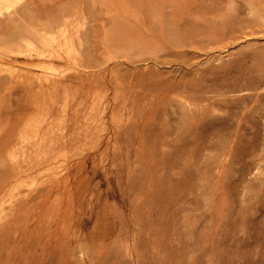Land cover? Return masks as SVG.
I'll use <instances>...</instances> for the list:
<instances>
[{
    "label": "rangeland",
    "instance_id": "374dc122",
    "mask_svg": "<svg viewBox=\"0 0 264 264\" xmlns=\"http://www.w3.org/2000/svg\"><path fill=\"white\" fill-rule=\"evenodd\" d=\"M1 1L0 73L41 86L0 94V137L19 135L0 157V264H264V0ZM26 17L48 34L19 47ZM85 157L83 194L68 166Z\"/></svg>",
    "mask_w": 264,
    "mask_h": 264
},
{
    "label": "bare ground",
    "instance_id": "6f19581e",
    "mask_svg": "<svg viewBox=\"0 0 264 264\" xmlns=\"http://www.w3.org/2000/svg\"><path fill=\"white\" fill-rule=\"evenodd\" d=\"M17 2H18V4L20 3L19 2V0H16ZM22 1V0H21ZM0 2L2 3V1L0 0ZM23 2H24V0H23ZM28 3V2H27ZM27 3L26 2H24V3H21V5H24V4H26L27 5ZM75 3H77V2H75ZM79 3H81V1L79 2ZM17 4V5H18ZM72 4H74V3H72ZM78 4V3H77ZM77 4H75V5H77ZM6 5V4H5ZM16 5V6H17ZM21 5H19L20 6V8L19 7H17L16 9H21L22 7H21ZM71 5V4H70ZM81 5V4H80ZM79 5V6H80ZM2 6V4L0 5V7ZM28 6H29V3H28ZM73 6V5H72ZM82 6H83V4H82ZM6 7H8L7 5H6ZM6 7H3V8H5L6 9ZM10 7V6H9ZM24 8H22V13H23V11L27 8H25V5L23 6ZM30 7V6H29ZM28 7V8H29ZM75 7V6H74ZM73 7V9H74V11L76 10V9H78L79 11H80V8L81 7H75L74 8ZM84 7L85 6H83V10L85 11V9H84ZM3 8L1 7L0 8V11L1 10H3ZM11 9H12V7H10ZM15 8V7H14ZM11 9H8V10H11ZM18 9V12L20 13L21 11ZM15 10V9H14ZM71 10L72 9H70V10H67L68 12L70 11V13H71ZM15 11H17V10H15ZM28 11H30V10H28L27 9V11H24V13L25 14H27L28 13ZM73 11V10H72ZM74 11L71 13V14H73L74 13ZM84 11H80L79 13H81V12H84ZM7 12V11H6ZM32 12V11H31ZM64 12V11H63ZM65 12H66V10H65ZM11 13H13L12 12V10H11ZM61 13V12H60ZM76 14H78L77 13V10H76V12H75ZM74 13V14H75ZM15 14H17V13H14V17H16V18H18L17 16H15ZM21 14V13H20ZM29 14V13H28ZM32 14H33V12H32ZM31 14V15H32ZM36 14H38V13H36ZM57 14V13H56ZM56 14H54V17H56L55 19H56V21L58 20L57 18L58 17H60V16H58V15H56ZM59 14V13H58ZM67 14H69V13H66V15ZM83 14V13H82ZM21 15H23V14H21ZM30 15V14H29ZM51 15V14H50ZM49 14H48V16L46 15H43V17L45 16V17H47V19L46 18H44V19H46L47 21H48V18L50 19L51 18V16H50ZM26 16V15H25ZM36 16H38V15H36ZM35 16V17H36ZM41 15H39V17H40ZM50 16V17H49ZM63 16V15H62ZM62 16H61V18L60 19H62ZM68 16H70V15H67V17ZM28 17H31V16H28ZM33 17V16H32ZM35 17H33V18H35ZM39 17H37L38 18V20L40 19ZM13 17L11 16V18H9V19H6L7 21H10L11 19H12ZM15 18V19H16ZM25 18V17H24ZM23 18V19H24ZM33 18H29L30 20H32ZM37 18H35L34 19V21H36L37 22ZM26 19H27V17H26ZM29 19H27V21L26 22H28L29 21ZM52 19L53 18H51L48 22L50 23V22H52ZM59 19V21L58 22H60V21H65V20H60ZM66 19V18H65ZM17 20V19H16ZM41 20H43V18L41 17V19L37 22V24H38V26H40L39 25V23H40V21ZM2 21V20H1ZM0 21V23H2ZM6 21V23H8ZM12 21H14V20H12ZM11 21V24L13 23ZM47 21H45V22H43V23H40V24H43V26H44V24L47 22ZM95 22L97 21V20H94ZM25 22V21H24ZM36 22H34L33 23V20H32V22L31 21H29L28 23H25V29H24V31H23V33H21V34H19V35H15L14 37H13V42L15 43V45L16 46H19L21 43H26V42H28V44H29V42L34 38V39H37V40H42V41H44L46 38H47V35H46V33L48 32L47 30V32L44 34V32L43 33H41L43 30L41 29V27H39L40 28V30H42V31H40L39 32V28H38V26L37 25H35V23ZM42 22V21H41ZM53 22L55 23V20H53ZM52 22V23H53ZM58 22H57V24H58ZM61 22V24L63 25L64 24V26L66 27V25H65V22L64 23H62ZM15 23V22H14ZM17 23V22H16ZM29 23H31V24H29ZM49 23L47 24V25H49ZM52 23H50V25H52ZM5 24V23H4ZM9 24V23H8ZM45 24V25H46ZM56 24V23H55ZM52 26H54V25H52ZM51 26V27H52ZM84 26V25H83ZM86 27H88L87 25H86ZM23 28V27H22ZM45 28V27H44ZM43 28V29H44ZM50 28V27H49ZM55 28V27H54ZM84 27H82V29H83ZM56 29H58V27L56 28ZM64 30H65V28H63ZM67 29V28H66ZM81 29V30H82ZM85 29V28H84ZM83 29V30H84ZM79 30V29H78ZM87 30H88V28H87ZM86 30V31H87ZM44 31H45V29H44ZM49 31H50V29H49ZM85 31V30H84ZM85 31V32H86ZM51 32V31H50ZM77 32V31H76ZM79 32V31H78ZM77 32V36H78V34H80V33H78ZM90 32V31H89ZM52 33V32H51ZM64 33H65V31H64ZM91 33V32H90ZM48 34V33H47ZM53 34V33H52ZM60 34H61V32H60ZM66 34H67V32H66ZM81 34H84V33H81ZM80 34V35H81ZM85 34H87V32L85 33ZM89 34V33H88ZM6 35V36H5ZM46 35V36H45ZM49 35L51 36V34L49 33ZM63 35V34H62ZM61 35V36H62ZM80 35H79V37H80ZM49 36V37H50ZM54 36V35H53ZM64 36H67V35H64ZM76 36V37H77ZM88 37V35H84L83 37L85 38V37ZM44 37H46V38H44ZM83 37H80V38H83ZM5 38H10V37H8V35L7 34H5V32L4 33H2V34H0V39H5ZM29 38H32V39H30V40H28ZM66 38V37H65ZM84 38H83V40H84ZM79 40V39H78ZM54 41V40H53ZM82 41V40H81ZM81 41H79L80 43H81ZM83 44H84V42H82ZM81 45V44H80ZM79 45V47H80V49H82L83 47L82 46H84V45H82V46H80ZM21 46V45H20ZM19 46V47H20ZM28 46V45H27ZM29 47V46H28ZM82 47V48H81ZM85 48V47H84ZM18 49V48H17ZM79 49V50H80ZM77 52V51H76ZM79 52V51H78ZM77 52V53H78ZM81 52V51H80ZM34 53V52H33ZM55 53V52H54ZM11 54V53H10ZM13 54V53H12ZM14 55V54H13ZM13 55H10V56H13ZM20 55L21 56H23L24 55V53L23 52H18V54H16L15 56H14V58L15 59H13V61L14 62H20L19 60H20ZM19 56V57H18ZM31 56V55H30ZM93 56V55H92ZM41 57H43V54H42V52H40V53H36V55H35V57L34 56H31L30 58H29V62H31V64L33 65V66H36V68H41L42 67V63H41V61H39L40 59H41ZM47 56H45V58H46ZM58 58V57H57ZM94 58V57H93ZM96 60H97V58H95ZM94 59V61L97 63V61H99V60H95ZM98 59H101L102 60V58L101 57H98ZM85 62H86V60H84ZM83 61V62H84ZM92 61H93V59H92ZM92 61H90L91 63H92ZM3 62V61H2ZM84 62V63H85ZM88 63H90L89 62V60L87 61ZM86 62V63H87ZM105 62V61H104ZM83 63V64H84ZM99 63H101V62H98L97 64H99ZM102 63H103V61H102ZM101 63V64H102ZM151 63V62H150ZM11 64V63H10ZM93 64V63H92ZM97 64H95V65H97ZM103 64H105V63H103ZM148 64V63H147ZM1 65V64H0ZM5 65V64H4ZM3 65V66H4ZM79 65H82V64H79ZM91 65V64H90ZM94 65V64H93ZM93 65H91V67L93 66ZM95 65H94V68H95ZM100 65V64H99ZM83 66V65H82ZM86 66H87V64H86ZM88 66H89V64H88ZM106 65H104L103 66V68L105 67ZM6 68H7V64H6V66H5ZM29 67V66H28ZM90 67V68H91ZM99 67V66H98ZM97 67V68H98ZM102 67V66H101ZM78 67H76V69L75 70H80L79 68L77 69ZM83 68V67H82ZM87 68V67H86ZM82 70V69H81ZM84 70H85V68H84ZM86 70H89V68H87ZM91 70H94V69H91ZM98 70V69H97ZM106 70V69H105ZM96 71V70H95ZM77 72V71H76ZM85 72V71H84ZM88 72H91V71H88ZM87 72V73H88ZM11 72L10 71H4V73H0V94H2V93H6V94H9V95H13L16 91H17V89H19V88H23L24 90H27V91H29V90H32V89H34L35 87H39V86H41L40 84V77L39 76H37V77H35L34 76V74L32 75V77H22L21 75H20V77L17 79L15 76H17V75H13V74H10ZM63 73V72H62ZM95 73V72H94ZM74 74V73H73ZM109 74V73H108ZM82 75H80V73H76V74H74L72 77H71V79H77V78H80ZM22 77V78H21ZM24 78V79H23ZM17 79V80H16ZM16 80V81H15ZM63 80V79H62ZM61 80V81H62ZM57 82V81H56ZM55 83V82H54ZM57 83H59V81L57 82ZM88 83V82H87ZM21 85V86H20ZM20 86V87H19ZM139 99V98H138ZM138 99H137V101H138ZM141 101V100H140ZM156 103V102H155ZM154 103V104H155ZM112 106H107V107H109L110 108V112L109 113H114V112H116L115 110L118 108H116V104L115 105H113V104H111ZM118 105V104H117ZM134 105V104H133ZM153 105V104H152ZM158 105V104H157ZM137 106V105H136ZM159 106V105H158ZM140 107V105H138V108ZM146 107H147V105H146ZM152 107V106H151ZM25 109H22V110H24L25 111V113H27V111H31L33 108H31V106H26V107H24ZM158 108V107H157ZM81 109V108H80ZM140 109V108H139ZM151 109V108H150ZM156 109V108H155ZM104 110V109H103ZM132 110H133V108H132ZM136 110H138V109H136ZM152 110V109H151ZM157 110V109H156ZM57 111V110H56ZM58 112V111H57ZM56 112V113H57ZM75 112H77V111H75ZM97 112V111H96ZM107 112V111H106ZM153 113V112H152ZM2 113L0 112V118L2 117V115H1ZM106 114V113H105ZM104 114V115H105ZM108 114V113H107ZM106 114V115H107ZM25 115V114H24ZM69 115H70V113H69ZM113 115V114H112ZM131 115H132V117H133V113H131ZM68 116V115H67ZM108 117H109V115H107ZM145 116V115H144ZM93 117V116H92ZM116 117V116H115ZM71 118V117H70ZM144 118V117H143ZM142 118V119H143ZM72 119V118H71ZM147 119V118H146ZM138 120V119H137ZM139 121V120H138ZM138 121H136V123L138 124ZM140 123H141V121H139ZM140 123H139V125H140ZM134 124V123H133ZM138 125V126H139ZM131 126V125H130ZM129 126V127H130ZM135 126V125H134ZM133 127V126H132ZM133 129V128H132ZM131 129V130H132ZM9 130V129H8ZM123 130V129H122ZM129 130H130V128H129ZM128 130V131H129ZM7 132V131H6ZM121 132V131H120ZM126 132V131H125ZM130 132H132V131H130ZM86 133H88V135L89 134H91L90 133V131L89 132H86ZM4 134V133H3ZM7 134V135H6ZM5 135H3V137H0L1 139H0V143H1V149H0V157L3 155V151H8L10 148V146L12 145V143H16L18 140H19V135H18V132L16 133V131L13 129V130H9L7 133H6ZM81 134V133H80ZM121 134V133H120ZM125 134V133H124ZM84 135V133L82 134V136ZM87 134H85L84 136L88 139L90 136H88ZM92 135H93V133H92ZM97 135H98V133H97ZM96 135V136H97ZM103 135V134H102ZM102 135H99V144H101V143H104L106 140H109L108 139V137H110L109 135L107 136H102ZM129 135H131V134H129ZM81 136V137H82ZM93 137V136H92ZM20 138H22L21 136H20ZM90 139V138H89ZM92 139V138H91ZM98 138H96V140H97ZM79 139H77V141H78ZM82 140H84V139H82ZM80 141V140H79ZM8 144H10L9 146H8ZM103 145V144H102ZM7 147L9 148V149H7ZM50 156H53V155H50ZM55 157H53V158H50L51 159V161L52 160H54L55 161V159H54ZM90 159H91V157H85L84 159H81L77 164H75V166H68V167H71V168H69V170H68V173L69 174H72V172L74 173V172H80V171H78V170H82V168L83 167H85V166H87L88 164H89V162H90ZM53 161V162H54ZM8 173V172H7ZM6 173V174H7ZM3 175H4V173H2ZM1 174V175H2ZM12 174V173H11ZM9 175V174H8ZM76 175V174H75ZM6 176V175H5ZM5 176L4 177H2L1 179L2 180H0V186H4V187H6L7 185L9 186V181H7V178L5 179ZM13 176V175H12ZM70 176V175H69ZM15 177V176H14ZM18 177V176H17ZM56 177V176H55ZM66 177H68V175L66 176ZM4 178V179H3ZM14 179V178H13ZM12 179V180H13ZM18 179H19V177H18ZM57 179V178H56ZM65 180H66V178L65 177H61L60 179H57V180H55V182H53L51 185H49L46 189H42V190H39L35 195H33L31 198L32 199H37V198H39L40 199V196L42 197V198H46V196L47 197H50V194H51V190L52 191H54L52 188H57V189H59V188H61L62 186H64L65 184H64V182H65ZM75 180V184L77 185V187L78 188H80L81 189V191L82 190H84L83 191V194H85L86 192H88L89 193V191H90V184H87L86 182H85V175H84V171H82V172H80V175H78V176H76V178L74 179ZM16 181V180H15ZM54 181V180H53ZM10 182H12L13 183V181H10ZM50 183V182H49ZM64 184V185H63ZM45 186V185H44ZM44 186H42V187H44ZM68 186V185H67ZM2 188V187H1ZM68 188V187H67ZM1 191H3V190H1ZM0 191V192H1ZM82 193V192H81ZM55 194V193H54ZM71 194V193H70ZM70 194H69V196H70ZM28 195V194H27ZM72 195V194H71ZM85 197V196H84ZM30 199V198H29ZM38 199V200H39ZM48 199V198H47ZM65 199V198H64ZM67 199V198H66ZM78 200H80V197H77L76 195H74L73 196V198H71L70 200H68V201H70L69 202V204H73V203H75L76 201H78ZM25 201H27V200H25ZM40 201V200H39ZM47 201V200H46ZM68 201H66V202H68ZM34 202V201H33ZM27 204V203H26ZM37 204V203H36ZM40 206V205H39ZM60 206L63 208L65 205H64V203H62V204H60ZM60 207V208H61ZM68 207V206H67ZM64 209H66V208H63V210ZM68 209V208H67ZM64 210L63 212H66V211H68V210ZM66 214V213H65ZM103 219V218H102ZM57 220V219H56ZM59 220H61V219H58V221ZM73 220H74V218H73ZM77 220V219H76ZM107 220V219H106ZM8 222V221H7ZM61 222V221H60ZM74 222V221H73ZM65 223H66V221H65ZM72 223V222H71ZM96 223V222H95ZM94 223V224H95ZM40 225H42V224H40ZM39 225V226H40ZM44 225H45V223H44ZM44 225H42V227L44 226ZM58 225H60L59 223H58ZM9 226V227H8ZM8 226L4 229L3 228V231L4 232H2V234L1 235H5V237H6V235L8 236V234H10V223L8 224ZM41 227V226H40ZM59 227V226H58ZM39 228V227H38ZM44 228V227H43ZM36 229H37V227H36ZM40 229V228H39ZM38 230V229H37ZM27 231V230H26ZM40 232H41V229L39 230ZM34 232H36V231H34L33 229H31L30 228V230L29 231H27V232H25V234H24V237L23 236H21L22 238L20 239V240H18L19 242H25V241H28V239L30 238V236H32V235H36ZM3 233H6V234H3ZM42 233V232H41ZM41 233H40V235H41ZM12 235V234H11ZM23 235V234H22ZM34 236H32V237H34ZM100 236V235H99ZM3 237V236H2ZM1 237V238H2ZM38 237V236H37ZM36 237V238H37ZM1 238H0V240H1ZM4 238V237H3ZM3 238H2V240H3ZM7 238V237H6ZM10 238V237H9ZM12 238V237H11ZM10 238V239H11ZM39 238H42V237H39ZM5 239V238H4ZM10 239H7V240H9L10 241ZM43 239V238H42ZM33 240V239H32ZM41 240V239H40ZM101 240V239H100ZM34 241H37V239L35 240L34 239ZM43 241V240H42ZM0 242H2V241H0ZM31 242H33V241H31ZM31 242H30V244H31ZM38 242V241H37ZM39 242H41V241H39ZM36 243V242H35ZM34 243V244H35ZM33 244V243H32ZM101 244V243H100ZM4 245H6L5 243H4ZM2 247V246H1ZM100 247V246H99ZM3 248V247H2ZM5 248V247H4ZM3 248V249H4ZM26 259V258H25ZM27 260V259H26ZM26 260H23V261H25V263L23 262V264H26L27 262H26ZM28 261V260H27ZM33 261V260H32ZM32 261H30V262H32ZM40 262V261H39ZM235 262V261H234ZM29 264V263H28Z\"/></svg>",
    "mask_w": 264,
    "mask_h": 264
}]
</instances>
